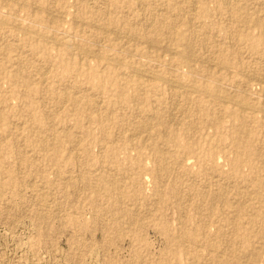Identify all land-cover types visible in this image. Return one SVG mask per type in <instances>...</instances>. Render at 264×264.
Here are the masks:
<instances>
[{
    "label": "rangeland",
    "instance_id": "1",
    "mask_svg": "<svg viewBox=\"0 0 264 264\" xmlns=\"http://www.w3.org/2000/svg\"><path fill=\"white\" fill-rule=\"evenodd\" d=\"M223 2L0 0V264H264V0Z\"/></svg>",
    "mask_w": 264,
    "mask_h": 264
},
{
    "label": "bare ground",
    "instance_id": "2",
    "mask_svg": "<svg viewBox=\"0 0 264 264\" xmlns=\"http://www.w3.org/2000/svg\"><path fill=\"white\" fill-rule=\"evenodd\" d=\"M26 1V0H25ZM55 1V0H54ZM224 2H228V1H230V0H223ZM196 2V1H195ZM195 2H193L194 3V5H193V8H195L196 9V7H195ZM223 2V3H224ZM229 3V2H228ZM33 5V4H32ZM229 6V5H228ZM143 7H145V5L143 6ZM52 9V8H51ZM184 9V8H183ZM230 9V8H229ZM164 10V9H163ZM190 10V9H189ZM194 11V10H193ZM156 12V11H155ZM77 19H78V17H76ZM190 18V17H189ZM56 21V20H55ZM83 21V20H82ZM152 21H153V19H152ZM87 22V21H86ZM124 22V21H123ZM148 22V21H147ZM92 23V22H91ZM150 23V22H149ZM148 23V24H149ZM251 23V22H250ZM82 25V24H81ZM99 26V25H98ZM101 27H102V25H100ZM175 26V25H174ZM28 29V28H27ZM26 30V29H25ZM29 30V29H28ZM28 30H26V31H28ZM194 30V29H193ZM105 31V30H104ZM36 33V32H35ZM38 33V32H37ZM45 34V33H44ZM164 38V37H163ZM46 39V38H45ZM55 41H57V39L55 40ZM59 43V42H58ZM65 43H67V42H65ZM72 45V44H71ZM73 46V45H72ZM66 47H69V46H66ZM193 48V47H192ZM223 50V49H222ZM195 51V50H194ZM81 53V52H80ZM92 54V53H91ZM194 56V55H193ZM16 58V57H15ZM200 58V57H199ZM113 59V58H112ZM193 59V58H192ZM209 59V58H208ZM116 60V59H115ZM201 60H203V59H201ZM200 60V61H201ZM16 61H17V59H16ZM204 61V60H203ZM206 62H207V60H205ZM209 62L211 61V60H208ZM213 61V60H212ZM117 62V61H116ZM118 62H120V61H118ZM195 62V61H194ZM208 62V63H209ZM121 63H122V61H121ZM211 63H213V62H211ZM210 64V63H209ZM222 65V64H221ZM212 66V65H211ZM222 67V66H221ZM255 67V66H254ZM146 70V69H145ZM130 71L134 74V73H138L139 75H141L142 77H145L146 79L148 78V79H154V80H156V77H155V75L153 74V73H151V72H148V71H144V70H140V68L138 69V68H136L135 66L133 67V68H131L130 69ZM262 71V70H261ZM249 72V71H248ZM252 72H254L253 70L251 71V72H249V73H251L252 75L254 74V73H252ZM256 75H258L257 73H256ZM264 75V74H263ZM42 76V75H41ZM249 76H250V74H249ZM261 76H262V74H261ZM248 77V76H247ZM248 78H250V77H248ZM254 78V79H253ZM252 79L258 84V85H261V86H263V84H264V78H262V77H259V76H254ZM173 81H174V79H173ZM172 80H171V82L169 83V86H171V87H178V85H176L177 83L176 82H178V81H176L175 83L173 82ZM181 82V81H180ZM238 82V81H237ZM183 83V82H182ZM218 83H220V82H218ZM185 84V83H184ZM180 85V84H179ZM190 85V84H189ZM193 86V85H192ZM244 86V85H243ZM189 88V87H188ZM193 87H191V89H192ZM142 89V88H141ZM178 89V88H177ZM196 89H197V87H196ZM236 89V88H235ZM189 90V89H188ZM190 91V90H189ZM203 91V90H202ZM246 91V90H245ZM205 92V91H204ZM194 93V92H193ZM195 93H198V92H195ZM206 93V92H205ZM213 94H215V93H213ZM208 96V95H207ZM224 96V95H223ZM218 97V96H217ZM212 98H214V97H212ZM216 98V97H215ZM220 98V97H219ZM230 98V97H229ZM264 98V97H263ZM220 100L223 102V103H226V102H228V100L226 99V98H223V97H221L220 98ZM238 101V100H237ZM230 102V101H229ZM232 103V102H231ZM249 105H250V103H249ZM237 106L238 107H240L241 109H243V110H248V109H251V107H249L248 105H244L243 103L242 104H240V105H238L237 104ZM252 106H255V105H252ZM256 108H258V107H256ZM260 108V107H259ZM263 109V108H262ZM155 110V109H154ZM242 112V111H241ZM136 113V112H135ZM244 121V120H243ZM225 155V154H224ZM226 156V155H225ZM225 158V157H224ZM226 160H227V158H226Z\"/></svg>",
    "mask_w": 264,
    "mask_h": 264
}]
</instances>
